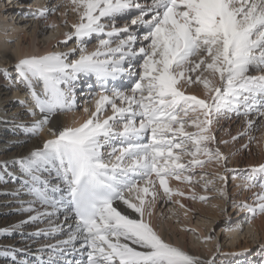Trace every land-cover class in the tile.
Here are the masks:
<instances>
[{
    "label": "snow or ice",
    "instance_id": "6c2138e0",
    "mask_svg": "<svg viewBox=\"0 0 264 264\" xmlns=\"http://www.w3.org/2000/svg\"><path fill=\"white\" fill-rule=\"evenodd\" d=\"M68 4L78 20L58 43L67 48L74 41V46L27 55L14 65L17 83L27 89L33 104L31 125L19 127L32 136L47 128L52 138L11 161L19 175L8 170L9 161H0V183L22 179L30 199L21 203L20 211L31 213L0 229V235L48 218L49 227L27 234L33 243L42 235L46 240L64 238L41 244L32 260L17 259L16 252L27 249H0L13 264H215L165 240L150 217L159 196L157 182L169 199L183 196L169 186V178L191 183L193 175L185 173L194 168L213 160L226 164L220 149L210 147L216 143L214 124L233 115L243 117L245 127L238 133L243 136L257 118H264V0ZM60 6L49 4L32 15L46 19ZM92 40L96 44L89 51ZM0 75L9 79L7 69ZM82 84L86 93H78ZM193 85L202 86V96L187 93ZM78 94L92 103L84 108L87 119L75 127L54 126L57 117L79 108ZM184 157L190 159L184 162ZM219 179L226 183L225 176ZM243 179L237 187L258 191L251 203L232 200L231 205L243 210L251 223L264 215V164L248 169ZM212 183H204L205 191ZM217 192L225 205L220 211L226 213L228 193L224 187ZM209 199L199 197L205 203ZM121 203L126 207L121 209ZM60 215L62 222L51 220ZM260 250L264 253V244Z\"/></svg>",
    "mask_w": 264,
    "mask_h": 264
},
{
    "label": "bare ground",
    "instance_id": "6f19581e",
    "mask_svg": "<svg viewBox=\"0 0 264 264\" xmlns=\"http://www.w3.org/2000/svg\"><path fill=\"white\" fill-rule=\"evenodd\" d=\"M4 1V0H3ZM18 1V0H17ZM16 4L18 5L19 8H33V10H29V11H19V13L17 14L18 16L23 15V14H27L29 16V20L31 21V23L36 24V27L33 31H31V39L29 41L28 44V48L27 49H22V42L20 41V37L19 36H15L14 34L11 35H6L5 34V29L7 27H10L11 30H15L17 29V26H14L12 24H10V22L8 20H5L2 16V14L0 13V62L4 61L5 64H7V67H10L14 69V65L17 62V60L21 57L27 56V55H32V54H44L46 52H49L50 49H52V45H56L58 39L64 38V30L61 29L60 24H62V21L65 18V15H63V13L65 12V6H67V10L71 13L70 17H69V21L70 24L72 25L73 23H75V21L73 20L74 17L78 20V17L76 16L75 13L72 12L71 10V5L68 4V0H60L57 2H53L52 4H59L61 5V10L59 11L58 14V19L55 18V16H53L52 18H42V19H36L33 17L32 12L34 10H36V8H41L43 6L49 5L50 2L46 0H41L39 2H35V0H31V1H26V2H17ZM6 2L8 3L9 0H6ZM6 2H0V11L4 9V5ZM12 3V1L10 2ZM36 3H38L36 5ZM26 12V13H25ZM8 15L13 16L14 14H12V12H8V14L6 15L8 17ZM18 16L16 18H18ZM38 25H41V27H38ZM49 25H55V27H49ZM43 26V27H42ZM39 28V32L42 33L44 29H48V28H55L57 29L59 36L57 39H51V40H46L44 42V45H46V49L41 50L38 46V40H37V36L35 34V30ZM9 38H14V40H17L14 43H9ZM36 42V43H35ZM96 41H94V43H89L88 45V49L89 51H91L94 47H95ZM71 48V47H70ZM60 47H56L54 51H59ZM2 78L0 77V82L2 85H6V81H1ZM89 83H94L93 80H89ZM198 87V90L195 91L194 89H191V87L189 89H186L188 94H195L198 96H202L203 93V89L202 86L200 85H196ZM17 88L19 89V87H15L12 88L14 95H18V91ZM9 88H3L0 89V93H4V94H9L12 90H8ZM17 91V92H16ZM85 93L87 92V89L85 88L83 90ZM30 95L27 91L26 88H24L22 90V95ZM1 95V94H0ZM22 95H19L21 98ZM6 98V97H4ZM1 98L0 97V133L4 132V136L7 137V132H11V136L9 137V139L7 138V145L6 144H1L0 143V153L3 154L2 156H0V161H9L8 164V170L10 172H12L9 167L14 166V164L11 163V161L19 159L21 157L27 156L32 150L37 149V148H41L42 145H34L32 144L27 150L23 151V145L22 142L27 138L26 136H23V132H18V129L14 130L15 128H19L18 124H21L23 118L21 117V115H17L18 113H11V109L9 107H2V104L4 103L3 101H5L6 99ZM85 99V98H84ZM92 108V106L90 107ZM107 114H110V109L108 111ZM88 113L81 111L80 113L77 112V110L71 111V112H67L62 114L61 116L57 117V122L56 124H54V126L56 127H63V126H78L80 123H82L84 121V117H88ZM235 116V115H234ZM264 120V118H257L256 122L254 124L253 129L251 130V132L249 133L248 136L251 137H255L256 132L258 133L257 135V141L256 143H252L247 141V139L243 142V143H238V147L239 145H247L245 147V151H242L241 149L238 150L236 148L237 142L234 141H230L228 140L227 143H220L221 140L226 141L225 137L223 136V132L220 128H217V130L219 131L218 134L215 135L216 137V143L215 144H211L210 147H212L213 149L215 148H219L220 151L227 157V162L225 165L222 164H218L215 162V160H213V164L215 165L214 171L217 170V176H215V181L213 182L214 184V192H217L218 188L224 187L227 191V193L230 191L231 189V193L229 195H237L236 193L239 194V191H241V196L243 195H249L252 198V194L253 192H255V189H251L248 191H245L242 187H237L238 185H243L244 183V176L247 174V170L250 169L253 166H257L259 164H264V125L261 124V121ZM231 124H235L237 122L236 127L239 129H242L245 127L244 125V118L243 117H233L232 120L230 121ZM235 127V128H236ZM242 127V128H241ZM47 129V128H45ZM191 129V128H190ZM13 132V133H12ZM50 135V133H49ZM51 136V135H50ZM12 145V147H10ZM244 147V146H243ZM6 148H13L15 151H6ZM184 161L190 159V157H184L183 158ZM248 166V167H247ZM225 169H227V171H225ZM19 171H14V173H17ZM225 176L226 177V182L227 180L230 179L232 185L231 187L228 188V185L225 182H222L219 179V176ZM45 176L47 177V173H45ZM236 177L235 179L233 177ZM5 179H7V177H5ZM51 182L53 184L57 183L56 179H55V173L53 172L52 177L50 178ZM11 180H9L7 183H0V227L3 226L1 224L4 216L9 215V217L11 216L10 214H12L13 212H18V216L15 218L13 217L10 221H12L11 224L17 223L21 220H25L27 219V216L30 215L31 213H23L20 211V205L22 202H27L30 197L28 195L25 194V191L22 189V179L19 180V184L21 185L20 187L18 186V183L16 184L15 181L13 183ZM169 186L172 189H178L179 191L183 190L182 188L184 187V185L181 184L180 181L169 178ZM16 184V186H15ZM233 186V187H232ZM157 189L159 190V196L160 195H164L161 194L163 192L162 189H159V184L157 182L156 185ZM19 192V195H14L13 193ZM127 195V194H126ZM216 205H218L219 207H213V205H211V207L213 208V218L217 219L218 218V209H221L222 207H224V203H223V198L219 196V193H216ZM166 198H168L167 196H165ZM160 198H157V200L155 201V203L153 204L152 207V216L150 217V222L151 224L155 227V229L160 232L163 236V238L167 241L172 242L173 244L179 246L180 248L188 251L190 254L193 255H197L200 256L202 258V260H208V259H214L215 260V264H237L238 262H233L234 260L232 259H228L227 255L224 254V252L226 251H221V255H217L215 256V253L217 251L216 247H213L212 242L210 239L205 240L204 235H202L201 233L197 236V238L202 239V242H199L198 240H196L195 237H193L192 232L189 233V236L191 237L190 239V244L189 247L187 245L184 244V240L182 238L181 233H179V231L182 230V227L180 224L176 223H172L171 221H158L157 218H155V205L157 203V201ZM170 200L172 202V206L173 207H177L180 208L179 213L181 214L183 220L185 217L189 216L190 213L183 201V198L180 197L179 195H173L171 197V199H167ZM162 204L166 205V200L161 198ZM177 201L179 203H177ZM240 202H245V201H240ZM249 202V201H248ZM252 200L249 202L251 203ZM18 203V204H17ZM184 205V207H181L180 205ZM9 205V206H8ZM229 206H231V211H235L236 212V218L238 222L237 224L241 223L243 220H246L245 218L242 217L243 214V210H241L240 208H235L232 207V205L230 203H228ZM227 205V206H228ZM27 206V204L25 203V207ZM119 207L121 209H123L124 206L122 203L119 204ZM50 211V210H49ZM130 211V210H129ZM246 216V215H245ZM244 216V217H245ZM64 219L63 215H60L59 220L56 219V217H51V220L54 223H60L62 222ZM147 219V217H146ZM44 220L48 221V218H45ZM258 224L256 223V221H251L250 226H248V230H246V233L253 231L254 230V234L255 235H260V234H264V216L259 217L258 219ZM11 224H8L11 225ZM31 225V223L26 224L22 230L24 235L20 234V231H16V232H12L11 234H3L0 235V245H8V246H14L16 249H27L24 252H16V256L19 255L21 257L17 258L19 259H27V260H32L34 258V254L36 250V247H38V245L40 246V244H36L34 245L32 241H30L29 238H27V234L29 233L28 231L29 228L28 226ZM6 226V227H8ZM238 225H235L234 228L235 230H232L230 232L231 234V241L230 244H233L234 241L238 238L237 232L239 230V228L237 227ZM3 227V228H6ZM43 227H49L48 222H46ZM0 228V229H3ZM16 236L14 239L11 240V242L6 243L5 241L1 240V238L3 237H14ZM61 239H63L64 237L61 236ZM218 257V258H217ZM10 260H12L9 256H7L3 249H0V264H13V261L10 263ZM217 260V263H216ZM232 262H231V261Z\"/></svg>",
    "mask_w": 264,
    "mask_h": 264
},
{
    "label": "rangeland",
    "instance_id": "374dc122",
    "mask_svg": "<svg viewBox=\"0 0 264 264\" xmlns=\"http://www.w3.org/2000/svg\"><path fill=\"white\" fill-rule=\"evenodd\" d=\"M12 1V3H10ZM17 0H9V2L7 3L6 0H0V2H6L4 5V9L0 11V13L2 14L3 18L5 20H8L10 22V24L17 26V29H15L14 31L10 29V27H7L5 29V34L6 35H11L14 34L15 36H19L20 37V41L22 42V49H27L28 48V44L29 41L31 39V31H33L36 27V24L31 23V21H28L30 18L27 14H23V15H17L19 13V11H29V10H33V8H29V7H24V8H19L18 5L16 4ZM26 1H31V0H18L17 2H26ZM41 0H35V2H39ZM49 1L50 4H52L53 2H57L60 0H46L45 2ZM38 3H36L37 5ZM1 9V7H0ZM38 9V8H36ZM61 10V7H59V9L55 12V13H48L47 18H52L53 16H55L56 19H58V14L59 11ZM8 12H12V14H14L13 16L8 15V17L6 16L8 14ZM26 13V12H25ZM70 12L67 10V14L65 15L64 20L62 21V24H60L61 29L64 30V32H70L71 29V24L69 21V17H70ZM18 16V18H16ZM42 19V18H41ZM75 22H77V19L74 17L73 19ZM38 27H41V25H38ZM43 27V26H42ZM1 31V30H0ZM35 34H36V38L38 40V46L41 50L46 49V45H44V42L46 40H51V39H57L59 36V33L57 31V29L55 28H48V29H44L42 33L39 32V28H37L35 30ZM64 38L58 39V41H62ZM17 40H14V38H9V43H14ZM57 41L56 45H52V49H50V51H54L55 48L58 46L60 47L59 51H67V48L73 47L74 46V41H69L67 48L64 47L62 44H59ZM95 40H92L91 43H94ZM36 43V42H35ZM90 43V44H91ZM3 69H7L9 72V79H4L2 75H0V77L2 78L1 81H6V85H2L0 82V89L3 88H9L8 90H12V88L15 87H19V89L17 88L18 91V95H14L13 90L8 94H4V93H0V97L6 99L5 101H3L4 103L2 104V107H9L11 109V113H18L17 115H21V117L23 118L21 124L19 125H24V126H30L31 122L33 121L34 117L31 116L29 114V108L33 107L32 104V99L30 95H22V90L25 88L23 85L17 83V78H16V72L15 70H13V68L7 67V64H5L4 61L0 62V71H2ZM190 87H188L187 89H189ZM85 89V87L83 86V84L81 85V89L78 90V93L80 91H83ZM191 89H194L195 91L198 90V87L196 85L191 86ZM16 91V92H17ZM19 95H22L23 98H21ZM85 97L84 96H80L78 94V99L77 102L79 104V108L76 109L77 112H81L84 111L85 107H91L92 103L91 101H89V103H85ZM23 102V103H22ZM235 117L234 115L232 116V118ZM85 119H87V117H84ZM231 119H221L219 124H214L213 125V133L214 135L218 134L219 131L217 130V128H220L223 132V136L225 137L226 141L230 140L231 142L234 141L232 140L233 136H238V133L242 132L244 130V128L237 130L238 128L236 127L237 122L235 124H231ZM84 119V120H85ZM236 127V128H235ZM18 129V132H23V136H26L27 138L22 142L23 145V151L27 150L32 144L38 146V145H42L44 140L46 139H50L52 138L49 135V132L47 129H43L38 135L36 136H32L30 134H27L24 129L22 127L19 128H15L14 130ZM188 131H195L194 128H188ZM251 132V131H250ZM249 132V133H250ZM13 133V132H12ZM249 133L247 135H243V136H238V139L235 140L234 142H237L236 148L238 147V143H243L246 139L247 141H249ZM7 137L4 136V132L0 133V143L1 144H8L7 143V138L9 139V137L11 136V132H7ZM257 135L258 133L256 132L255 137H252V143H256L257 141ZM244 146V147H243ZM12 147V145L10 146ZM238 150H242L245 151V144L244 145H239V147L237 148ZM6 151H15L13 148H6ZM3 154L0 153V156H2ZM199 159H206V157H199ZM184 162H187L186 160ZM225 165V164H222ZM248 167V166H247ZM215 165L213 164V161L206 163L202 168L201 167H196L193 169L192 173H185V175L188 174H192L193 175V180L191 183H187V182H181L182 185H184V187L182 188L183 190L181 192L184 193L183 196H180L183 198V201L190 213L189 216L185 217L184 220L181 216V214L179 213L180 208H175L172 206V202L170 200H167L168 198L165 197V195H160L158 196V198H160L157 203H156V207H155V218L158 219V221H171L172 223L176 224H180L182 227V230L179 231V233H181L182 238L184 240V244L187 245L189 247L190 244V236L189 233L192 232L193 237L196 238V240H198L199 242H202V239H198L197 236L201 233L202 235H204V237L206 236H211V242L213 247H216L217 249V245H219V251H216L215 256L217 255H221V251H226L224 252L225 255H227L228 259H232L234 260L233 262H238L237 264H260V261L262 259H264V253L261 252L260 250V245L264 244V234H260V235H255L254 234V230L250 231L248 233H246V230H248V226H250V223L246 222V220H243L241 223L237 224L239 218H236V212L235 211H231V206H227V211L226 213L221 212L220 209L218 212V218L215 219L213 218V208L211 207V205L216 203V193H211L215 191V187L214 184H210L208 185V190L205 191L204 188V183L207 180H212L213 182L215 181V176H217V170L214 171ZM9 169L14 172V171H19L18 169V165H14L12 167H9ZM17 175H19V172H17ZM201 175H204V180L201 181L200 177ZM19 180L17 179L16 184L18 183V186L20 187L21 185L19 184ZM13 183V182H10ZM15 184V186H16ZM226 184L228 185V188L231 187L232 183L229 180H227ZM233 187V186H232ZM254 191H258V189H255ZM163 192V191H161ZM231 193V189L228 192V196H229V203L231 204L232 200H236L237 202L240 201H246V202H250L252 200L251 196H247L246 194L241 196V191H239V194L236 193L237 195H229ZM163 194V193H161ZM196 196L197 199L193 200L190 197L192 196ZM200 196H208L210 197V199L205 203V202H201L199 200ZM161 198L166 200V205L162 204ZM248 202V203H249ZM18 204V203H17ZM216 205V204H215ZM9 206V205H8ZM35 207H37L40 211H44L45 209L40 207L39 205H35ZM225 207V205H224ZM223 208V207H222ZM51 210V209H48ZM18 212H13L12 214H10L11 216L9 217V215L4 216L1 224L3 226H1L0 228L6 227L8 226V224H11L12 221H10L13 217H17L18 216ZM247 215L245 212H243L242 217L245 218ZM245 216V217H244ZM264 216V215H257L254 219H252V221H256V223L258 224V219L259 217ZM48 222L47 220H44L43 223L41 222H36V223H31V225L28 226L29 233L35 232L37 229L39 228H46L43 227V225ZM238 225L237 227L239 228L238 232L236 235H238V238L234 241L233 244H230L231 241V234L230 232L232 230H235L234 226ZM16 236L10 238V237H3L1 238V240L5 241L6 243L11 242L12 239H14ZM61 236H57L55 237V239H61ZM27 238L30 239V241L33 242V238L30 236H27ZM55 239H51V240H46L45 237L42 235L39 238L35 239V242L33 243L34 245H38V244H44V243H54ZM39 247V245H38ZM37 248V247H36ZM36 252V250H34ZM21 256L17 255V258H19ZM22 258V257H21ZM218 258V257H217ZM231 261V260H230ZM12 262V260H10V263ZM232 262V261H231ZM217 263V260H216Z\"/></svg>",
    "mask_w": 264,
    "mask_h": 264
}]
</instances>
